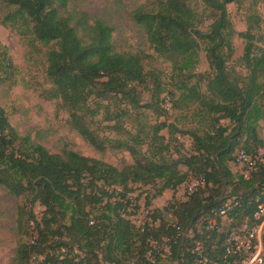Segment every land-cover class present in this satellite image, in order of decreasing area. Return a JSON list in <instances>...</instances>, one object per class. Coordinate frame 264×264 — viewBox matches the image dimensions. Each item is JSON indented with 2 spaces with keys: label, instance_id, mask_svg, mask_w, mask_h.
Instances as JSON below:
<instances>
[{
  "label": "trees",
  "instance_id": "obj_1",
  "mask_svg": "<svg viewBox=\"0 0 264 264\" xmlns=\"http://www.w3.org/2000/svg\"><path fill=\"white\" fill-rule=\"evenodd\" d=\"M3 1L15 7L3 18V25L51 47L47 76L54 87L47 98L60 100V107L69 111L71 127L96 150H126L133 158L132 164L120 169L73 150L52 153L21 137L0 103V184L16 196H26L31 205L44 207L40 218L33 211L20 214L19 233L23 235V218L35 224V233L20 242L15 264H156L168 245L169 258L177 264H225L229 234L239 231L247 217L253 219L257 205L264 202V163L249 178L232 168L238 148L254 155L264 147L259 132L264 121V46L254 44L252 26L240 33L246 41L243 62L248 74L239 81L240 75L233 77L228 69L235 28L227 5L235 0H203L217 13L206 33L196 28L198 13L189 0H155L158 11L147 12L142 6L136 10L135 19L155 52L179 73L192 75L201 41L215 71L207 92L201 91L199 82L182 81L173 105L178 109L183 102L193 117L206 120L205 127L181 130L176 120L160 122L151 125L145 137L123 125L128 108L145 106L139 90L146 82L142 54L118 51L113 27L87 12L69 10V0ZM111 96L125 108L111 115L106 106L103 120L113 123L102 128L96 117ZM164 128L168 136L161 133ZM184 135L192 139L187 152L176 146ZM190 175L205 177L208 185L187 201L155 209L151 215L160 220L158 225L141 229L127 217L133 184L150 186L149 206ZM229 199L238 204L228 211L225 222L213 209ZM166 211L172 212L173 221L166 219ZM211 218L215 223L208 226ZM149 239L158 243L154 262L148 255ZM197 242L206 261L193 251Z\"/></svg>",
  "mask_w": 264,
  "mask_h": 264
},
{
  "label": "rangeland",
  "instance_id": "obj_2",
  "mask_svg": "<svg viewBox=\"0 0 264 264\" xmlns=\"http://www.w3.org/2000/svg\"><path fill=\"white\" fill-rule=\"evenodd\" d=\"M189 4L198 13L196 28L203 33L208 32L217 17L216 11L207 7L203 0H189ZM141 6L147 12L159 9L155 0H69L68 9L84 11L92 18L104 19L114 29L113 41L118 51L144 56L146 82L139 90L141 103L145 106L138 110L128 108L129 115L123 121L126 129L145 137L150 126L160 122L173 123L176 120V126L181 130L205 127L206 120L193 117L191 111L183 108V102L178 109L173 106L181 93L179 87L182 81L189 85L199 82L201 91L207 92V83L215 75V71L209 64L205 42L201 41L199 61L192 75L185 71L179 73L171 62L155 52L144 29L137 23L135 12ZM14 8L0 0V103L12 126L21 137L42 144L52 153L73 150L104 160L120 169L132 164L133 158L126 150H96L71 127L69 111L60 107V100L47 98L54 87L47 76V52L51 47L33 41L30 35L22 34L20 29H15L10 24H2L3 18ZM227 8L235 28L232 38L234 53L228 62V69L233 72V77L240 75V81L248 74V68L243 62L246 41L240 33L252 26L254 44L258 48L264 46V0H235ZM257 53L260 54L258 49ZM111 97L103 102L104 106L96 117L102 128L113 123L103 120L106 106L110 108L111 115L125 108V103L119 98ZM167 99L170 101L167 102ZM96 103L94 99L93 105H97ZM223 123L227 124L229 121L223 120ZM105 132L113 135L108 130ZM259 132L264 138L263 120L260 122ZM161 133L168 136V129L164 128ZM181 144L184 145L183 148ZM191 144L192 139L188 135L181 136L179 142H176V146L183 152L190 151ZM143 149H147V146H143ZM133 187L135 191L130 197L138 204L145 203L144 196L150 186L133 184ZM23 210L33 211L40 218L44 207L39 203L31 205L26 196H16L0 184V264H15L20 242L29 241V233H35V224H27L25 218L22 219L23 235L19 233V216ZM165 216L172 221L169 213Z\"/></svg>",
  "mask_w": 264,
  "mask_h": 264
},
{
  "label": "built area",
  "instance_id": "obj_3",
  "mask_svg": "<svg viewBox=\"0 0 264 264\" xmlns=\"http://www.w3.org/2000/svg\"><path fill=\"white\" fill-rule=\"evenodd\" d=\"M170 100L167 99V102ZM264 163V147L259 148L257 153L250 154L245 149H238L235 153L233 165L238 168V172L245 178H249L260 164ZM208 185L205 177H194L190 175L183 183L174 188L177 196L181 200H188L197 190L205 188ZM130 205L127 209V217L137 227L144 229L152 226L153 218L150 210L138 204L134 198H130ZM238 204L235 199H229L224 205L213 209L215 215H221L223 221L228 219V211ZM93 223V221H91ZM204 221L199 226L202 227ZM215 218H211L207 225L212 226ZM151 249L148 252L149 259L154 262L153 253L158 250V243L154 239H149ZM199 257L200 261H206L204 248L201 242H197L193 250ZM225 264H264V202L257 205L253 214V219L247 217L239 231H233L227 238ZM172 255L170 246H166L161 253V257Z\"/></svg>",
  "mask_w": 264,
  "mask_h": 264
},
{
  "label": "crops",
  "instance_id": "obj_4",
  "mask_svg": "<svg viewBox=\"0 0 264 264\" xmlns=\"http://www.w3.org/2000/svg\"><path fill=\"white\" fill-rule=\"evenodd\" d=\"M232 168H233V170L235 168L233 163H232ZM144 200H145V203L144 202L143 203L140 202L139 204L142 205V206L147 207L150 210L151 213H153V211L155 209H163L165 206H167L169 203H171L173 201H183L177 196V194H176L174 189L165 190L162 195L158 196L157 198H154L152 200L151 205H149V206H146V193H145V196H144ZM184 201H187V200H184ZM166 213H169V216L173 218L172 219V221H173L174 220V215L172 214V212L166 211L164 213V215H166ZM167 220H169V219H167ZM153 221L154 222H153L152 225H158L160 220L159 219H156V220L153 219ZM156 264H177V262L175 260H171V258H169V257H165L160 262H158Z\"/></svg>",
  "mask_w": 264,
  "mask_h": 264
}]
</instances>
